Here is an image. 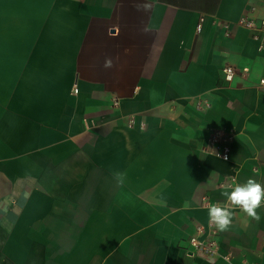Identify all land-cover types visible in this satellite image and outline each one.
Returning a JSON list of instances; mask_svg holds the SVG:
<instances>
[{
  "label": "crops",
  "instance_id": "crops-1",
  "mask_svg": "<svg viewBox=\"0 0 264 264\" xmlns=\"http://www.w3.org/2000/svg\"><path fill=\"white\" fill-rule=\"evenodd\" d=\"M242 16L264 0H0V264H264V207L207 226L231 179L264 185V35Z\"/></svg>",
  "mask_w": 264,
  "mask_h": 264
},
{
  "label": "clouds",
  "instance_id": "clouds-1",
  "mask_svg": "<svg viewBox=\"0 0 264 264\" xmlns=\"http://www.w3.org/2000/svg\"><path fill=\"white\" fill-rule=\"evenodd\" d=\"M105 67H111V61H105ZM118 182H123L124 173L115 174ZM225 198V203L216 202L207 209L208 222L220 231L230 228L234 210L239 209L247 216L259 221L258 210L264 207V185L253 178L246 182L235 183L230 186V190L221 193Z\"/></svg>",
  "mask_w": 264,
  "mask_h": 264
},
{
  "label": "built area",
  "instance_id": "built-area-1",
  "mask_svg": "<svg viewBox=\"0 0 264 264\" xmlns=\"http://www.w3.org/2000/svg\"><path fill=\"white\" fill-rule=\"evenodd\" d=\"M237 25L249 30L252 34V38L257 40L261 35H264V17L254 20L251 18H248L247 16H242L239 18ZM248 71L247 68H242L240 72L236 71L233 67L231 66H225L222 68L221 72L223 75V78L226 81H230L235 75H242L245 74ZM260 83L264 84V81H261ZM208 107V104L199 102L196 104L197 109H206ZM133 120L132 118L129 119V123H132ZM139 126L143 129V124L140 123ZM224 135L219 132L218 130H213L210 132L209 136L207 137V141L212 147L211 153L214 154L215 156L221 158L222 160H228L229 157V147L224 143ZM231 185H234L235 179H231ZM208 231L210 232L209 234H212L211 230L214 228V225H210L208 222ZM196 234L202 233L203 230L200 227H197L196 229ZM214 235V234H212ZM187 248L185 251L189 254H194L195 252H200L204 251L207 254L213 255L217 251V243L215 240H199L198 235H192L189 237L187 241ZM223 258L226 261H230L232 259L231 254H226L223 256Z\"/></svg>",
  "mask_w": 264,
  "mask_h": 264
}]
</instances>
